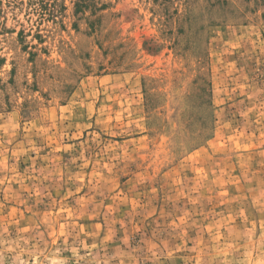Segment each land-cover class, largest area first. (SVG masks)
Segmentation results:
<instances>
[{
  "label": "rangeland",
  "instance_id": "rangeland-1",
  "mask_svg": "<svg viewBox=\"0 0 264 264\" xmlns=\"http://www.w3.org/2000/svg\"><path fill=\"white\" fill-rule=\"evenodd\" d=\"M0 264H264V0H0Z\"/></svg>",
  "mask_w": 264,
  "mask_h": 264
}]
</instances>
